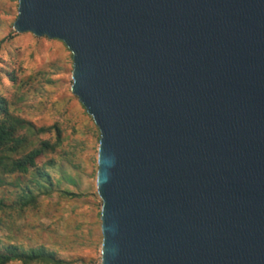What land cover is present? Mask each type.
Returning <instances> with one entry per match:
<instances>
[{"label": "water", "instance_id": "1", "mask_svg": "<svg viewBox=\"0 0 264 264\" xmlns=\"http://www.w3.org/2000/svg\"><path fill=\"white\" fill-rule=\"evenodd\" d=\"M100 132L101 264H264V0H19Z\"/></svg>", "mask_w": 264, "mask_h": 264}, {"label": "rangeland", "instance_id": "2", "mask_svg": "<svg viewBox=\"0 0 264 264\" xmlns=\"http://www.w3.org/2000/svg\"><path fill=\"white\" fill-rule=\"evenodd\" d=\"M18 7L19 0H0V103L33 127L20 132L31 142L23 154L42 141L57 147L37 160L47 183L32 173L0 175V246H44L69 264H101L100 132L71 91L72 53L62 41L16 33ZM31 194L36 204L21 208Z\"/></svg>", "mask_w": 264, "mask_h": 264}, {"label": "trees", "instance_id": "3", "mask_svg": "<svg viewBox=\"0 0 264 264\" xmlns=\"http://www.w3.org/2000/svg\"><path fill=\"white\" fill-rule=\"evenodd\" d=\"M0 100H2L0 98ZM2 103V102H1ZM0 103V175H27L35 176L38 181L49 182V174L38 166L37 160L47 153L54 152L57 144H50L42 141L39 146L23 154L31 146L27 136L20 135V132L27 128H33L25 120L11 116L3 104ZM40 133L48 132V129L41 128ZM5 182L0 178V185ZM48 194L50 192H44ZM74 196V194H68ZM24 198L21 208L36 204L38 197L34 195ZM3 203H0V211L3 210ZM21 262L22 264H69L62 259L55 251L44 246L26 249L19 245L0 246V264L11 262Z\"/></svg>", "mask_w": 264, "mask_h": 264}]
</instances>
